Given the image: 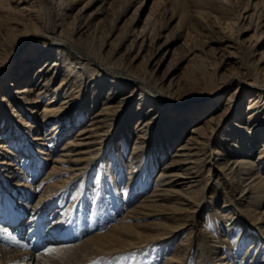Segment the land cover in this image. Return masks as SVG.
<instances>
[{
    "label": "bare ground",
    "instance_id": "6f19581e",
    "mask_svg": "<svg viewBox=\"0 0 264 264\" xmlns=\"http://www.w3.org/2000/svg\"><path fill=\"white\" fill-rule=\"evenodd\" d=\"M18 1L23 3L21 0ZM75 1L44 0L51 14L48 25L52 36H54L53 39L47 46L42 45L39 51H31L33 57L30 61L33 62L31 63L33 68L30 70L32 72L24 70L21 72V77L17 79V88L13 81H9L2 89L0 87V126L7 123L6 133L12 136L15 131L22 135L23 142L26 144V148H23L21 153V158L24 159V166H22L24 168L19 171V167L18 173H16L17 162H5L0 158V171L7 172V174L0 175V191L4 190L6 194L4 202H0V214L2 219L8 218L9 222L11 220L14 222L12 227L0 224V239L5 243L0 244V264H65V262L76 264L80 262L77 260L81 259L89 247L101 248L111 245L116 240L115 237H119L120 240L127 237V225L126 222H123L127 218L164 216L176 219L180 215H178V211L183 210L185 206H191V204L195 208V218L192 223L157 229V240H167L169 236L173 235V232L186 231L190 234L177 242L173 252L167 256L163 264H189L195 251L198 252L197 264L207 261L210 264H237L240 253L241 258H248L249 261L256 260L261 254L258 247L255 248L257 243L259 242L260 247L264 249V141L258 148L252 142L248 149L246 145L240 143L241 139L235 140L229 146H223L220 142L210 151L212 136L211 131L210 134L207 133V129H211L213 132L220 125L223 113L219 111L207 115L208 117L198 121L200 123L192 125L188 130L189 133H183L184 126L191 122V119L177 118V116L185 115L180 110L199 104L201 106L206 102L214 104L216 102L213 100L214 97L208 99L212 96L211 94H196L179 101L173 100L172 92L175 91L174 86L171 87L172 79L169 80L168 85H165L167 90H164L157 86L156 77L148 75L150 68L146 70L139 67V62L142 60H146L150 67L156 65V68H160L163 65L162 61L156 60V52L149 58L143 54L147 46L150 45V32L147 29L137 31V28L132 26L127 32L121 33L118 40L108 42L104 39L109 36L104 32L105 8L97 10L89 21L77 24L75 33L80 32L78 39L66 35L64 32L67 31L69 23L74 19ZM252 15L253 13L243 18H249ZM257 15L259 14L257 13ZM84 43L85 45L87 43V46ZM105 51L106 53H104ZM116 54L118 56L114 57ZM139 58L141 59L139 60ZM170 75L172 72L169 73ZM31 76L32 79L35 78L34 82L23 85ZM234 78L230 83L237 80L240 85L243 84L242 91L254 86L245 79L234 80ZM20 83L21 85H19ZM260 89L264 92V81L260 84ZM51 95L54 99L46 100ZM257 97L255 99L252 97L246 106L248 110L246 124L248 125H236L245 133L254 134V132L262 131V135H264V106L259 105ZM89 99H91V104H89ZM39 102L43 104L36 119L44 123H52L43 136H40L39 133L32 134L31 131L36 128L35 124L30 122L28 116L18 112V108L24 104L28 106L27 110H29L28 104ZM233 103L234 100L228 103L230 106L225 109V116L233 113L231 111L234 108ZM176 110H178L175 113L177 116L171 118V125L166 130V122ZM203 111L205 112V110ZM121 118H124V125L117 129L116 126ZM133 121L134 123H132ZM76 124L83 125L73 138H68L62 145L60 157L55 160L57 164L50 166L51 169L46 175L42 176L35 186H31L27 180L35 178L37 172L39 174L41 170H37L38 164L45 165L44 161L49 160L41 157L42 154L47 153L37 149V144L43 145L44 139L50 141L51 138H54L57 140V136L60 132V135L62 134L65 125L73 129ZM121 129V141L118 142L116 150L118 153H115L116 156L111 163L118 167L121 162L126 165L125 161H121L123 160L121 156H125V152L130 149V154L127 157V169H122L124 179L125 174L128 179L124 195H128V188H130L132 199L140 193L144 194L135 205L128 208L119 217L120 221L112 227L119 230L118 235L109 231L91 236L82 243L61 244L50 247L54 251H49L48 248L38 254L33 253L32 248L38 250L44 243L53 240L54 236L41 235L35 226L41 230L43 219L51 217L45 212L56 213L58 207L65 206L63 203L58 202L59 204H57L56 195L59 192L68 193V189L73 183L87 177L90 169L97 162L96 160L103 157L104 144L113 133L115 134ZM133 135L136 137L130 145L129 139ZM179 135H185L184 140L168 156L167 152H162L161 169L152 179L153 162L158 156L153 146L154 141L158 138L159 147L162 149L164 146L166 150H169L170 145L176 139L178 140ZM0 136H3L2 132ZM1 140L0 155H7V153L11 155L12 151L6 144L8 140H3V137ZM224 140L227 141V138ZM149 154L152 156L154 154V156ZM34 157L35 161L32 159ZM29 161L30 165L33 162L34 164L28 169ZM3 164L10 167L3 168L1 166ZM205 172L209 176L219 172L218 178L222 177L223 180L232 184L230 196L240 211L238 216L229 220L232 217L228 208L231 206L228 203L231 199L224 201L222 204L224 211L211 224L212 228H219L218 224H223L227 220L225 225L228 227L227 230L231 231L244 219L246 222L244 224H247L250 230L257 231L263 239L253 236V241L257 243H252L245 249V238H241L236 243L231 239V236L221 238L213 234L208 227L199 230L196 228L194 221L198 217L201 218L199 211L207 208L205 204L208 193L214 188L211 180L205 181ZM67 173L69 175H66ZM55 176L58 179L53 180ZM111 179L108 183L111 182ZM215 181L217 183L218 180ZM38 191L40 200L31 205L28 201L30 198L33 200ZM15 194L28 199L19 203ZM84 197L85 194H83ZM169 200L174 201L178 207L164 208L165 203ZM7 206H10L13 211H7ZM24 216L27 217L29 227L30 238L27 242L18 237L19 232H23L26 226L21 221ZM63 217H60L56 223L57 228L64 225ZM148 224L146 223L145 226L147 227ZM65 231V229L61 230V233H57L58 236L55 238L60 241L64 240L60 237L71 235ZM209 237H213V239L207 243ZM137 240L143 241L138 243L142 247L146 246L149 241L140 235L137 236ZM111 250L114 252L120 249ZM41 258L42 260H40Z\"/></svg>",
    "mask_w": 264,
    "mask_h": 264
},
{
    "label": "rangeland",
    "instance_id": "374dc122",
    "mask_svg": "<svg viewBox=\"0 0 264 264\" xmlns=\"http://www.w3.org/2000/svg\"><path fill=\"white\" fill-rule=\"evenodd\" d=\"M21 1L23 3L18 0H0L1 89L9 81H13L17 88V79L21 77V72L23 70L32 72L30 70L33 68L31 64L33 62L30 61L33 57L31 51H39L42 45L44 47L47 46L54 37L48 25L51 14L44 0ZM103 8H105L106 22L104 32L109 35L106 38L104 37V39L108 40V42L118 40L120 35H122L121 33L127 32L132 26H135L137 31L147 29L150 32V42L148 41L150 45L147 46L143 54L149 58L151 55L157 53L156 60L159 59L162 61L163 65L160 68H156V65L150 67L146 60H142L139 62V67L146 70L150 68L148 75L156 77L157 86L164 90H167L165 85H168L169 80L172 79L171 87L174 86L175 91L172 92L174 94L171 97L173 100L179 101L196 94H211L212 96L208 99L214 97L213 100H216L214 104H208L206 102L203 105L201 104V106L199 104L198 106H189L184 110H180V112L185 113L184 116H177L175 113L178 110L174 111V114L172 113L173 115L166 122V130L171 125L174 116H177V118L182 117V119L187 117L191 119V122L187 123L183 128V133L187 134L192 125L200 123L198 121L204 119L207 115L219 111L223 113L220 125L213 132L211 129H207V133L210 134L211 131L212 136L210 151L220 142L223 146H229L232 142L239 139H241L240 143L242 145L247 146V149L252 142L255 147L258 148L260 146V143L264 141L262 131L254 132V134L245 133L238 129L236 124H246L248 114L246 106L252 100V97L255 99L258 96L257 100H259V105L261 107L264 106V92L260 89V84L264 81V0H76L73 9L74 19L69 23L67 31L64 33L78 39L80 32L75 33L77 24L89 21L97 10ZM252 13L253 15L249 18H243ZM137 20L138 24L135 23ZM85 46H87V43ZM20 47L21 49H19ZM116 56L118 55L116 54L114 57ZM170 72H172V75L169 76ZM28 78L30 79L24 82L23 85H29L34 82L35 78L32 79V76ZM232 78L234 80L238 78L245 79L254 86L245 88L242 91L243 84L240 85L237 80L230 83L233 80ZM254 95L256 96L254 97ZM52 96H49L46 100H53L54 98ZM231 100H234V108H232L231 111L233 113L229 117L225 116V109L230 106L228 103ZM42 104V102L28 104L29 110H27L28 106L26 104L18 108V112H21L26 117L28 116L27 118L30 122L35 124V127L39 129L33 128L31 131L32 134L39 133L40 136H43L44 132L48 131L52 124L50 122L44 123L36 119L38 112L41 111ZM89 104H91V99H89ZM190 108L192 109L190 110ZM82 125L76 124L73 129L65 125L62 134L60 135V132L57 136V140L54 138H51L50 141L44 139L45 142H42L43 145L40 146L37 144V149L47 153L40 154L41 157L43 156L49 160L44 161L45 165L43 163L38 164L37 170L41 171L39 174L38 172L36 173L35 178H28L29 180L27 182L31 186H35L41 177L46 175L51 169L50 166L57 164L55 160L60 157L62 145L68 138H73ZM122 125H124V118H121L116 128L118 129ZM7 126V123L0 126V131L3 133V136H0V141H2V137L3 140L7 139V147H9L12 153L11 155L8 153L7 155L1 154L0 158L5 162H17L16 166L18 169H16V173H18L19 167V171L24 168L22 167L24 166V159L21 158V153L22 149L26 148V144L23 142L22 135L15 133V131H13L12 136L9 133L7 134ZM26 130L30 132L28 129ZM120 132H122V129L121 131L118 130L115 134L113 133L111 138L104 144L102 149L103 157L96 160L97 162L92 166L84 180L80 179L73 183L68 189V193L59 192L56 195L55 199L57 204L63 203L65 206L58 207L56 213H50V211L45 212L51 217L48 219L44 218L43 223H41V235H45V237L54 236L53 240L44 243L38 250L32 248L31 251L33 253L38 254L40 251L43 252L52 246L55 247L61 244L71 245L74 243H82L91 236L109 231L118 235L119 230L112 227L120 221L119 217L128 208L135 205L144 194L140 193L136 198L132 199L130 188H128V195H124V189L127 188L128 179H126L127 174H125L124 179L122 169H127V157L130 154V149L125 152V156H121L123 159L121 161H125L126 165L121 162V165L118 167L111 163L112 159L116 156L115 153H118L116 150L118 148V142L121 141ZM184 136L179 135L178 140L176 139L170 145L169 150H166L164 146L162 149L159 147L160 142L158 138L154 141L153 146L155 152L158 154L157 159L160 160L156 159L153 162L154 170L152 171V179L161 169L162 162L160 161L163 160L162 152H167L166 155L168 156L184 140ZM135 137L136 135L130 136V145H132ZM226 138L227 141L224 140ZM38 141L37 143L41 142ZM152 157L150 158L152 159ZM32 159L34 161L36 160L35 157ZM33 164L34 162L30 165L29 161L27 168L33 167ZM1 166L3 168L10 167L6 164ZM2 174H7V172L0 171V175ZM66 175H69V173ZM218 175L219 172L210 176L205 172V181L211 180L214 188L208 193L205 204L207 208L199 211L201 218H196L194 223L198 230L208 227L213 234L221 238L231 236V239L236 243L241 238H245L246 246L244 248L246 249L252 243H257L253 241V236H256V238L261 236L257 231L250 230L247 224H244L246 223L244 219L231 231L227 230L228 227L225 225L227 220L223 224H218L219 228H212L211 224L224 211L222 208L224 201L231 199L228 202L231 205L228 208L232 216L229 220L240 214L238 205L235 204V201L230 196L232 193V184L223 180L222 177L218 178ZM55 179L58 178L55 176L53 180ZM110 179L111 182L108 183ZM215 180H218L217 183H215ZM221 182L223 183L220 184ZM39 193L38 191V196L35 195L33 200L30 198L28 203L31 205L36 204L40 200L38 198ZM83 194H85L84 198ZM5 196L4 190H1L0 202H4ZM15 198H17L19 203L20 201L28 199L16 194ZM175 207H178V205L172 200L167 201L164 205V208L168 209ZM194 209L192 204L191 206H185L183 210L178 211V215H180L176 219H170L164 216H151L139 219L129 217L123 221L127 225V237H123V240L115 237L116 240L111 245L101 248L97 246L94 248L92 246L89 247L90 251H85L86 253H83L81 259L77 260L80 262L76 264H163L167 256L173 252L177 242L190 234L186 231L173 232V235L169 236L167 240H157V229L169 228L171 225L192 223L195 218ZM7 211L10 212L13 209L7 206ZM60 217L64 218V225L61 226L62 228H57L56 223ZM2 218L0 214V224L2 226H14L12 220L9 222L8 218ZM26 218L24 216L21 220L25 223L26 229L18 234V237L25 242L30 238L27 234L29 227ZM146 223H149L147 227L145 226ZM35 227L37 232H39L40 229L38 226ZM63 229L69 234L71 233V235L60 237V239L63 238L64 240L59 241L55 237ZM54 230L56 231L54 232ZM138 235L144 236L145 240H149L146 246L142 247L141 244H138L143 242L141 240L136 241ZM212 239L213 237L207 238V243ZM259 239L263 238L261 237ZM0 244H5L2 239H0ZM260 245L258 242L255 247H258L261 252L256 260L249 261L248 258H241L240 253L237 258V264H264V260H262L264 258V249ZM111 249L120 250L113 252ZM197 256L198 252L195 251L192 254L189 264H197ZM65 264L74 263L65 262ZM203 264H210V262L207 261Z\"/></svg>",
    "mask_w": 264,
    "mask_h": 264
},
{
    "label": "snow or ice",
    "instance_id": "6c2138e0",
    "mask_svg": "<svg viewBox=\"0 0 264 264\" xmlns=\"http://www.w3.org/2000/svg\"><path fill=\"white\" fill-rule=\"evenodd\" d=\"M49 251H54V249H49Z\"/></svg>",
    "mask_w": 264,
    "mask_h": 264
}]
</instances>
